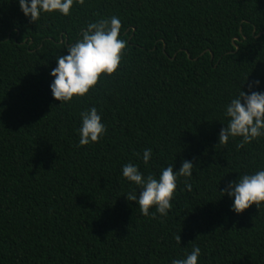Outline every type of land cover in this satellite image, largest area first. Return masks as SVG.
<instances>
[{"label": "trees", "instance_id": "trees-1", "mask_svg": "<svg viewBox=\"0 0 264 264\" xmlns=\"http://www.w3.org/2000/svg\"><path fill=\"white\" fill-rule=\"evenodd\" d=\"M113 15L127 43L117 72L60 105L55 57ZM247 76L264 91V0H84L37 24L0 0V264H170L193 245L199 264H264V205L236 214L219 193L264 166V137L218 143ZM93 105L107 132L77 147L78 114ZM183 159L196 165L192 190L182 177L166 217L126 200L123 164L158 174Z\"/></svg>", "mask_w": 264, "mask_h": 264}, {"label": "clouds", "instance_id": "clouds-1", "mask_svg": "<svg viewBox=\"0 0 264 264\" xmlns=\"http://www.w3.org/2000/svg\"><path fill=\"white\" fill-rule=\"evenodd\" d=\"M19 9L29 23H35L45 14L59 13L69 16L74 3L83 4L84 0H16ZM121 22L113 15L88 23L80 29L74 43L65 44V55L55 57L56 66L49 75L53 78L49 88L53 98L60 105L69 104L74 98L85 97L95 90L98 81L116 73L120 66L127 43L120 39ZM247 81V92H238L224 105L223 124L218 134V143L226 144L230 139L240 138L237 148H242L264 137V91H258L261 80ZM80 126L77 147L100 142L107 127L102 122V114L95 105L79 112ZM140 157V153H136ZM153 156V150H143L142 161L145 166ZM196 165L192 160L183 159L178 170L175 164L162 166L158 174H145L138 164L131 161L121 166L122 177L134 185L124 197L139 207V212L155 219L157 214L166 217L172 209L178 183L184 178L186 190H192L189 180ZM225 178V176H224ZM223 178V179H224ZM222 179V180H223ZM221 198L227 196L231 201L230 211L241 214L255 205L258 209L264 205V166L237 175L235 180H228L219 190ZM154 209V211H150ZM180 243V237L177 238ZM201 248L193 245L190 252L182 258H172L170 264H199Z\"/></svg>", "mask_w": 264, "mask_h": 264}]
</instances>
